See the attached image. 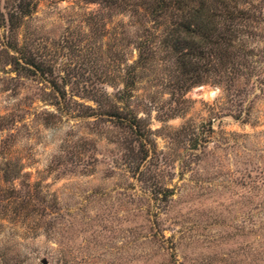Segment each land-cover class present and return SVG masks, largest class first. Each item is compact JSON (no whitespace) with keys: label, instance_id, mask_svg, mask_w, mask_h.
Segmentation results:
<instances>
[{"label":"rangeland","instance_id":"obj_1","mask_svg":"<svg viewBox=\"0 0 264 264\" xmlns=\"http://www.w3.org/2000/svg\"><path fill=\"white\" fill-rule=\"evenodd\" d=\"M234 2L227 61L183 93L158 39L136 64L130 16L33 0L12 34L0 0V264H264V0Z\"/></svg>","mask_w":264,"mask_h":264},{"label":"trees","instance_id":"obj_2","mask_svg":"<svg viewBox=\"0 0 264 264\" xmlns=\"http://www.w3.org/2000/svg\"><path fill=\"white\" fill-rule=\"evenodd\" d=\"M86 1L100 2L104 8L128 15L135 22L141 31L136 46L139 53L136 64L145 65L156 58L157 49L152 45L158 39L159 51L173 60V78L177 89L183 93L203 84L201 66L206 54L209 56L215 53L216 57L221 58V64L227 61L226 55L230 53L237 39L238 30L233 22L241 18H238L237 14L242 13H236L229 8L235 0ZM32 7L33 0H17L14 11L9 15L12 34L20 27V18L23 19L32 13ZM8 50L7 57L16 72L49 76L52 88L58 93H65V80L61 79L62 87L54 71L34 62L25 49L19 46L17 40L8 44ZM126 77L128 81L130 79L126 88L130 89L134 85L132 72L128 71ZM117 118L127 125L139 123L137 116L125 115Z\"/></svg>","mask_w":264,"mask_h":264}]
</instances>
